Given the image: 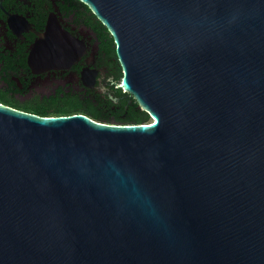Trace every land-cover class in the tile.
I'll use <instances>...</instances> for the list:
<instances>
[{
	"label": "water",
	"instance_id": "obj_1",
	"mask_svg": "<svg viewBox=\"0 0 264 264\" xmlns=\"http://www.w3.org/2000/svg\"><path fill=\"white\" fill-rule=\"evenodd\" d=\"M79 1L152 120L0 102V264H264V0ZM82 51L50 17L27 63Z\"/></svg>",
	"mask_w": 264,
	"mask_h": 264
},
{
	"label": "flooded vegetation",
	"instance_id": "obj_2",
	"mask_svg": "<svg viewBox=\"0 0 264 264\" xmlns=\"http://www.w3.org/2000/svg\"><path fill=\"white\" fill-rule=\"evenodd\" d=\"M50 17L81 43L83 51L68 67L38 66L33 70L27 56L30 47L45 31ZM119 66L105 29L79 2L0 0V88L20 100L68 87L112 95L114 87L118 86L115 74ZM84 69L96 72L91 86L81 79Z\"/></svg>",
	"mask_w": 264,
	"mask_h": 264
},
{
	"label": "trees",
	"instance_id": "obj_3",
	"mask_svg": "<svg viewBox=\"0 0 264 264\" xmlns=\"http://www.w3.org/2000/svg\"><path fill=\"white\" fill-rule=\"evenodd\" d=\"M79 2L93 17L98 24L105 29L113 54L116 57L115 46L112 36L106 27L95 17L88 6ZM118 62V59H117ZM122 70L115 74V82L119 83ZM121 87H114L112 96L117 99L113 102L108 94L99 93L92 89L82 90L76 87L61 88L55 92L43 95H33L31 98L20 100L12 93L0 88V102L14 108L25 110L39 115H68L72 113H84L96 120L115 123H147L151 121L149 114L138 103L126 95Z\"/></svg>",
	"mask_w": 264,
	"mask_h": 264
},
{
	"label": "snow or ice",
	"instance_id": "obj_4",
	"mask_svg": "<svg viewBox=\"0 0 264 264\" xmlns=\"http://www.w3.org/2000/svg\"><path fill=\"white\" fill-rule=\"evenodd\" d=\"M153 123H155V121Z\"/></svg>",
	"mask_w": 264,
	"mask_h": 264
},
{
	"label": "rangeland",
	"instance_id": "obj_5",
	"mask_svg": "<svg viewBox=\"0 0 264 264\" xmlns=\"http://www.w3.org/2000/svg\"><path fill=\"white\" fill-rule=\"evenodd\" d=\"M152 120V119H151Z\"/></svg>",
	"mask_w": 264,
	"mask_h": 264
}]
</instances>
